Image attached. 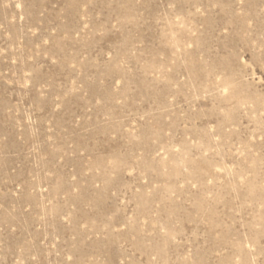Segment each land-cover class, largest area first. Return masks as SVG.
Instances as JSON below:
<instances>
[{
	"label": "rangeland",
	"instance_id": "obj_1",
	"mask_svg": "<svg viewBox=\"0 0 264 264\" xmlns=\"http://www.w3.org/2000/svg\"><path fill=\"white\" fill-rule=\"evenodd\" d=\"M0 264H264V0H0Z\"/></svg>",
	"mask_w": 264,
	"mask_h": 264
}]
</instances>
